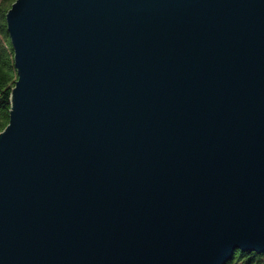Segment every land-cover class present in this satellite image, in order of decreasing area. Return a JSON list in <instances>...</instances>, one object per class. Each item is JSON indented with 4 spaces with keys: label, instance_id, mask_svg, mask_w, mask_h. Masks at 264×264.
<instances>
[{
    "label": "water",
    "instance_id": "water-1",
    "mask_svg": "<svg viewBox=\"0 0 264 264\" xmlns=\"http://www.w3.org/2000/svg\"><path fill=\"white\" fill-rule=\"evenodd\" d=\"M0 264L264 252V0H14Z\"/></svg>",
    "mask_w": 264,
    "mask_h": 264
},
{
    "label": "trees",
    "instance_id": "trees-1",
    "mask_svg": "<svg viewBox=\"0 0 264 264\" xmlns=\"http://www.w3.org/2000/svg\"><path fill=\"white\" fill-rule=\"evenodd\" d=\"M13 1L0 0V131L8 123L10 92L17 78L5 20L6 11ZM226 264H264V252L235 250Z\"/></svg>",
    "mask_w": 264,
    "mask_h": 264
}]
</instances>
